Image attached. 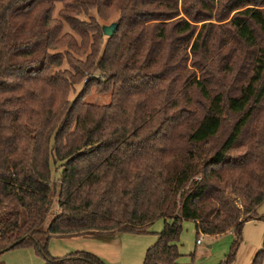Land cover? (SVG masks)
Returning a JSON list of instances; mask_svg holds the SVG:
<instances>
[{"label":"trees","instance_id":"16d2710c","mask_svg":"<svg viewBox=\"0 0 264 264\" xmlns=\"http://www.w3.org/2000/svg\"><path fill=\"white\" fill-rule=\"evenodd\" d=\"M263 201L264 0H0V253L106 264L49 240L162 219L143 264H190L184 221L234 233L226 264Z\"/></svg>","mask_w":264,"mask_h":264},{"label":"rangeland","instance_id":"374dc122","mask_svg":"<svg viewBox=\"0 0 264 264\" xmlns=\"http://www.w3.org/2000/svg\"><path fill=\"white\" fill-rule=\"evenodd\" d=\"M60 5H57L54 15ZM86 17L85 15H81ZM118 13H113L109 19H99L102 27L116 23ZM66 29V28H65ZM105 37L107 35H104ZM81 85H77L79 90ZM87 101L105 104L110 100L109 94H98L96 91L86 97ZM59 170L53 169V177ZM257 213L264 214V201L258 206ZM163 220L155 221L145 233H121L118 238L110 235L98 236L83 234L72 237H51L48 251L51 255L62 256L77 249H86L98 254L106 264H143L147 247L152 245L157 232L163 228ZM183 229L176 242L181 252L177 261L190 264H219L231 254L235 239L233 232L221 235H196L191 221L183 222ZM200 239L197 243L196 240ZM264 246V221L249 220L244 222L241 230V241L235 248L232 258L226 264H250L255 253ZM0 259L5 264H44L45 258L30 246L9 248L0 253ZM260 264H264V257Z\"/></svg>","mask_w":264,"mask_h":264},{"label":"water","instance_id":"95a60500","mask_svg":"<svg viewBox=\"0 0 264 264\" xmlns=\"http://www.w3.org/2000/svg\"><path fill=\"white\" fill-rule=\"evenodd\" d=\"M116 28H117L116 23H113V24H110L108 26H103L102 31H103L104 35L111 36V35H113Z\"/></svg>","mask_w":264,"mask_h":264},{"label":"crops","instance_id":"0c3cea01","mask_svg":"<svg viewBox=\"0 0 264 264\" xmlns=\"http://www.w3.org/2000/svg\"><path fill=\"white\" fill-rule=\"evenodd\" d=\"M187 222V221H186ZM192 222V221H191ZM193 223V222H192ZM194 224V223H193ZM150 228V227H149ZM194 228H195V225H194ZM104 235H110L111 239H115V238H118L121 233H113V234H104ZM104 235H98V236H104ZM148 248V247H147Z\"/></svg>","mask_w":264,"mask_h":264},{"label":"built area","instance_id":"2783aa9c","mask_svg":"<svg viewBox=\"0 0 264 264\" xmlns=\"http://www.w3.org/2000/svg\"><path fill=\"white\" fill-rule=\"evenodd\" d=\"M196 242L199 243L200 242V239H197Z\"/></svg>","mask_w":264,"mask_h":264}]
</instances>
